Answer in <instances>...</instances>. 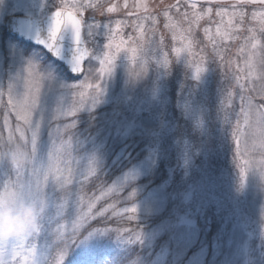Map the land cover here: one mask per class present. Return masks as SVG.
<instances>
[{"label":"rangeland","instance_id":"obj_1","mask_svg":"<svg viewBox=\"0 0 264 264\" xmlns=\"http://www.w3.org/2000/svg\"><path fill=\"white\" fill-rule=\"evenodd\" d=\"M175 2L161 0L156 13L137 20L146 15L136 7L144 5L143 0H94V5H118L106 17L96 13L97 20L113 21V31L93 38L85 28L89 57L83 77L59 78L61 83H75L68 91L48 87L39 63L31 69L22 66L39 50L12 40L4 27L12 16L44 18L67 7L66 0H0V164L14 172L0 171V188L9 179L15 181L17 171L28 169L30 175L32 164L31 135L24 131L21 138L17 131L26 125L8 103L4 77L17 72L22 92L25 80L34 79L47 98L48 115L56 117L43 135L52 152L47 188L51 210L44 214L40 234L27 241L29 248L37 245L40 264H61V254L62 264H108L115 249L138 233L135 244L146 247L166 238L156 257L162 264L166 259L172 264H264V243L256 244L264 229V127L255 123V108L245 122L247 89L264 83L259 79L264 74L259 64V56L264 55V6L196 4L201 19L190 28L175 9L168 18L163 15ZM181 4L182 12L193 11L185 0ZM218 11H242L244 16L221 17ZM123 14L116 19L123 22L117 26L113 18ZM86 15H93L91 8ZM134 20L141 26L134 27ZM251 36L260 44L249 79ZM105 53L116 57L110 75L106 63H100ZM93 97H97L94 105ZM252 103L262 102L257 98ZM19 148L26 150L30 162L13 168L10 161ZM93 155L97 167L89 164ZM161 161L166 178L157 186H137L152 177ZM118 170L104 186L103 180ZM129 173L134 178L126 181ZM220 204L228 208V215L216 239L200 241V232L209 230L210 218L220 216ZM131 208L135 212L125 211ZM104 216L130 226H95ZM156 217L164 220L154 224ZM23 253L17 264L25 259L32 264L28 249Z\"/></svg>","mask_w":264,"mask_h":264},{"label":"snow or ice","instance_id":"obj_2","mask_svg":"<svg viewBox=\"0 0 264 264\" xmlns=\"http://www.w3.org/2000/svg\"><path fill=\"white\" fill-rule=\"evenodd\" d=\"M211 2V0H209ZM242 2L253 3L255 0H242ZM261 3H264V0H260ZM78 8H89L91 7L93 15L88 19H84L81 15L80 18H77L76 14L73 12H62L59 10H53L49 19L48 28L46 35L41 37L39 34L32 37L33 42L42 46L46 52H37L33 57H29L23 62V65H27L29 69L36 66L37 63L40 64L42 71L46 73L44 80L47 82V86L55 89L57 86L61 90H72L76 87L75 83L66 84L60 82L61 76H68L71 78H79L81 73L84 72L83 62L88 55L87 50L83 47L84 41L82 40V27L88 29L89 37L105 36L108 33L113 31L112 23L110 19H96V13H99L101 17H106L107 13H112L118 7V5L105 6L103 4H83L77 5ZM127 7V5H125ZM136 7H142L146 15L142 17H137V20H146L149 18V6L147 4L137 5ZM185 5L181 4V0H176L175 3L170 4L165 9L163 15L165 18L169 17V12L172 9L176 10V14L182 16L187 20L190 28L191 26L198 22L201 19V14L195 11L196 4L192 3L191 0H186V7L192 9L193 11L189 12L187 10L181 11ZM55 5L53 4V9ZM211 8L207 9V12H210ZM207 14V13H205ZM129 16L134 15L133 12L128 13ZM217 16H240L243 18L244 13L242 11L237 12L233 11L231 13L227 11H218ZM123 23L121 20H116L115 24L119 26ZM153 23L155 19L153 18ZM134 27H139L136 20L132 21ZM231 26V21H229ZM167 26V25H166ZM95 29V31H93ZM107 30V31H105ZM207 31V29H205ZM217 35H221L220 27H217ZM251 31V30H250ZM264 33V29L261 30ZM227 33H225L226 35ZM251 41H254L251 44V48L254 50L247 61L249 68V79L252 78V69L255 67L254 58L257 56L258 45L260 41L257 40L256 36H251L249 38ZM109 44H104V48H109ZM135 51V50H134ZM50 54V55H48ZM116 60L115 55H109L108 53L104 54V58L100 60L101 65L106 63V72L108 75L111 74L114 66V61ZM62 62V63H58ZM259 64L261 68H264V55L259 56ZM165 68L168 67L167 61L163 65ZM105 71V68H102V72ZM88 72H91V68L88 69ZM7 78V92H8V103L16 111V116L18 120L23 121L26 125L25 130L17 128V131L20 132L21 138L24 137V131H27L31 135V153L32 158L31 164V174L29 175L28 169L23 171L15 172L17 179L11 181L10 179L6 181L3 185V188L7 189L9 187L15 188L20 194L26 195L34 205L41 210L40 215V225L44 219V214L47 211L51 210L52 197L47 191L48 182L50 174L53 171L52 152L48 149V145L43 140L45 128H51V120L55 119V116H49L47 112V98L42 95L39 85L35 82L34 79L29 78L25 80L26 90L22 92L19 84V75L16 72L12 76H5ZM261 81H264V74L259 76ZM242 90L246 86H241ZM250 95L247 99V107L249 111L245 112V122H248L250 115V110L255 108V123L264 127V83H261L258 87L253 85L247 89ZM98 93L100 89L97 90ZM98 97V96H97ZM97 97H93V105L97 102ZM259 99L262 103L259 105H253L252 101ZM49 140H51L52 133H48ZM11 151V150H9ZM26 151V150H25ZM48 153V162L45 161V153ZM90 166L97 167V160L95 156H89ZM0 171L4 175L9 173H14L12 170L6 168L3 164H0ZM57 171H59L57 169ZM27 177L22 179L21 177ZM41 177H43V183L41 182ZM34 178V179H33ZM125 180L133 179L134 177L129 173L125 175ZM61 177L57 176L56 180L59 182ZM241 183V187H243ZM131 196L134 194H130ZM125 211L135 212L134 208L126 209ZM41 231V227H40ZM40 231L36 236L40 234ZM99 231V230H95ZM90 231L89 234H91ZM29 240V239H28ZM28 240H10L5 243H0V264H17L18 259L24 255L23 250L28 249L29 253L32 255V264H40V261L36 258V248L37 245L33 244L29 248L27 241ZM140 240L139 233L136 235L135 241ZM132 243L131 241H128ZM67 246V245H66ZM65 246V247H66ZM61 264L63 260V255L61 254ZM24 264H28V261L25 259Z\"/></svg>","mask_w":264,"mask_h":264},{"label":"trees","instance_id":"obj_3","mask_svg":"<svg viewBox=\"0 0 264 264\" xmlns=\"http://www.w3.org/2000/svg\"><path fill=\"white\" fill-rule=\"evenodd\" d=\"M156 13V12H155ZM181 127H179L180 130ZM182 167V165H180ZM165 168V161H161L158 166L156 167L155 171L152 173V177H149L148 180L144 182H140L137 184V186H143L147 183H149V187L157 186L159 183H161L166 178V169ZM121 171L118 170L117 172H114V174L108 175L106 179L103 180L104 186H108L109 183L113 181V179L120 173ZM178 175V174H177ZM151 184V185H150ZM87 189V188H86ZM221 202V201H220ZM228 206V205H227ZM172 207L171 205L169 208ZM226 206H222L220 204L217 205L218 211L220 216L215 217L213 216L210 218L209 222V230L208 231H201L200 232V241L209 242L212 243L217 235H218V228L220 225L224 222V215L226 216L228 208H225ZM220 208V209H219ZM231 208V207H230ZM231 210V209H230ZM231 213V212H230ZM229 213V214H230ZM232 215V214H230ZM219 218V220L217 219ZM161 220H164L162 217ZM159 217H156L152 219L154 224H157V222H161ZM118 221V220H117ZM115 220H111L108 217H101L98 218L95 222V226L98 228H107L109 227H117L119 229H123L125 227H129L130 225L123 221V222H117ZM113 234L112 236H114ZM165 237H160L159 239L153 241L149 247H146V245L141 246L140 243L135 244V238L131 237L128 241H131L132 243H129L127 241L126 245L121 246L119 249H115V251L110 256V261L108 264H130V262H133L135 260L136 264H162L159 260H157V256L160 253V244L162 241H164ZM257 242L264 243V229L260 230V234L256 240ZM254 243V240L252 241V244ZM258 245V244H257ZM199 246L194 247L189 252V255H192L193 252L197 251ZM211 255V253H210ZM173 260L166 259V261L163 264H172Z\"/></svg>","mask_w":264,"mask_h":264},{"label":"clouds","instance_id":"obj_4","mask_svg":"<svg viewBox=\"0 0 264 264\" xmlns=\"http://www.w3.org/2000/svg\"><path fill=\"white\" fill-rule=\"evenodd\" d=\"M30 162L27 152L19 148L10 161L13 168H23ZM41 210L15 188H0V243L28 240L40 231ZM130 264H136L135 260Z\"/></svg>","mask_w":264,"mask_h":264},{"label":"water","instance_id":"obj_5","mask_svg":"<svg viewBox=\"0 0 264 264\" xmlns=\"http://www.w3.org/2000/svg\"><path fill=\"white\" fill-rule=\"evenodd\" d=\"M191 2L195 3V4H200V3L201 4L202 3L203 4L204 3H207V4L236 3V4H249V5H253V6H264V3H261L260 0H255V2H253V3L242 2V0H211V2H209V0H191ZM59 11H62L65 13L68 12L65 10H59ZM50 16H51V14L48 15L47 17L43 18L42 20H36V19L30 18V17H20V16L9 17L5 21V25H4L6 34L10 38H12L13 40L17 41L18 43H20V44H22L28 48L38 49L42 52H46V50H44L42 48V46L35 44L33 42L32 37L36 36L37 34H39L41 37L46 35ZM77 18H79V16H77ZM82 40L84 41V28L83 27H82ZM83 47L86 49L85 43H83ZM48 55H50V54H48ZM87 61H88V55L85 58V61L83 62L84 72L81 73L79 78H71V77H68V78L72 81L80 80L85 73V66H86ZM58 63H62V62H58Z\"/></svg>","mask_w":264,"mask_h":264},{"label":"flooded vegetation","instance_id":"obj_6","mask_svg":"<svg viewBox=\"0 0 264 264\" xmlns=\"http://www.w3.org/2000/svg\"><path fill=\"white\" fill-rule=\"evenodd\" d=\"M65 1V0H63ZM161 0H143V2L145 4H147L149 6V12L152 14L154 12H156L157 10V6H159L158 4L160 3ZM67 2V7H62L56 10H67L69 12H73L75 14H77L79 17H81V15L83 16L84 19H88L89 17H87V13L88 10L91 8H78L77 5H83V4H89V5H94V0H66ZM156 7V8H155ZM78 9V10H77ZM125 15H119L117 17H114L113 19H119V18H124ZM97 19V18H96ZM112 19V18H111ZM85 28L84 27V36H85Z\"/></svg>","mask_w":264,"mask_h":264}]
</instances>
